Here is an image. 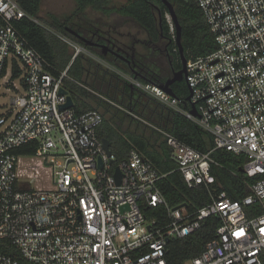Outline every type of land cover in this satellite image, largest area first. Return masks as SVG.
Instances as JSON below:
<instances>
[{"label": "built area", "instance_id": "2783aa9c", "mask_svg": "<svg viewBox=\"0 0 264 264\" xmlns=\"http://www.w3.org/2000/svg\"><path fill=\"white\" fill-rule=\"evenodd\" d=\"M197 1L217 49L188 59L187 107L163 84L112 69L212 134L214 148L203 152L161 130L189 187L216 181L215 149L244 155L245 174L259 176L242 199L214 189L212 202L191 211L186 204H168L158 169L137 149L119 162L107 152L98 135L104 121L100 110L62 108L64 80L75 79L68 68L56 74L15 22L29 17L49 26L19 0H0V83L6 78L7 91L14 92L0 114V239L9 240L25 259L0 252V264H169V241L189 236L211 215L222 225L204 251L184 264H264V0ZM54 33L73 58L90 54L108 64L69 36ZM15 63L23 71V92L15 86ZM30 142L37 143L35 154L14 152ZM42 170L50 186L34 184ZM142 203L165 205L171 222L158 227Z\"/></svg>", "mask_w": 264, "mask_h": 264}, {"label": "trees", "instance_id": "16d2710c", "mask_svg": "<svg viewBox=\"0 0 264 264\" xmlns=\"http://www.w3.org/2000/svg\"><path fill=\"white\" fill-rule=\"evenodd\" d=\"M76 1L80 10H84L90 5L94 9L105 13L116 11L119 14L131 17L148 32L153 41H158L162 35H168L173 39L170 45L173 55L172 68L149 72L144 75L145 80L164 84L173 75V69L181 68L182 62L178 46L174 40L176 32L175 29L172 30L171 23L167 21L169 11L162 0H127L121 4L114 3L113 1L115 0ZM169 1L174 5L182 25V44L187 58L206 55L216 50L217 44L214 35L205 20L198 1ZM19 2L28 14L38 18L41 22L48 25L50 29L29 17L16 21L15 26L27 38L29 43L54 66L56 74L65 70L70 64L73 54L69 51L68 44L54 33V31L65 33L59 18L51 15L52 22L49 23L42 17V0H19ZM158 9L162 11V22L159 20ZM90 50L91 52L93 51L92 49ZM102 56L106 58L104 55ZM83 57L82 54L77 56L68 69L69 76L79 82H82V79L77 74V69L80 66V59ZM85 61L91 63L92 68H96L98 72L105 75L107 82L113 79L111 72L103 68L99 63L87 58ZM81 66H86V63H83L82 60ZM22 72L19 64L15 63L13 78L21 77ZM127 84L121 78H116V85L119 91L129 96L132 100L130 105L114 99L121 106L119 108L115 107L117 113L124 119H106L104 116V121L98 129L99 137L102 139L107 138L111 142L110 147L117 158V162L125 159L131 149H137L158 169L161 175L158 186L171 207L186 204L191 211H194L212 202L214 189L225 190L232 199L237 200L242 199L251 192L250 185L256 182L259 176H247L243 171L247 157L236 155L226 149H215L212 152V156L218 162V164L212 165V173L216 181L210 185L201 184L189 187L182 172L178 169V163L172 157V150L168 146L161 130L171 132L179 139L203 152L214 148L215 143L212 134L205 131L185 115L160 102H157L160 108V117L158 119L151 118L149 113L143 111L144 109H142V112L139 111L137 109L138 104L142 105L144 98L152 96L136 87L132 91ZM64 87L69 90L74 100L73 109L77 113L97 108L88 101L83 87L75 81L65 79ZM172 87L176 96L182 100V105L187 107L185 102L189 95L187 82L185 80L175 82ZM97 89L101 91V88ZM102 94L106 93L102 92ZM127 116L132 119H126L128 118ZM132 126L141 130V133L133 130ZM36 148L37 143L30 142L14 149V152L31 155L35 154ZM141 207L147 218L156 219L158 227H163L171 222L165 205L148 206L146 203H142ZM222 223L223 221L219 216L211 215L204 219L200 228L189 236L172 238L167 245L169 264H184L186 260L199 256L204 251L207 242L215 237L217 229ZM0 252L13 255L25 261L19 249L9 240L0 239Z\"/></svg>", "mask_w": 264, "mask_h": 264}, {"label": "flooded vegetation", "instance_id": "af4514ba", "mask_svg": "<svg viewBox=\"0 0 264 264\" xmlns=\"http://www.w3.org/2000/svg\"><path fill=\"white\" fill-rule=\"evenodd\" d=\"M71 12L64 13L59 18L63 24L64 34L82 44L86 48L102 55L103 47L100 44L108 45V57L114 64L101 65L109 72L110 69L118 68L132 73V70L142 71V76L149 72L166 70L172 67L173 55L170 45L173 39L168 35H162L158 41H153L148 32L143 29L135 20L129 16L119 14L116 11L105 13L96 10L92 6H87L84 10L79 9L78 2ZM127 1V0H126ZM99 11L106 16L119 15L126 19V22H133L140 29L145 30L146 36L128 29L123 30L117 23H105L101 19H92L88 14V9ZM159 13V9H158ZM160 20V16H159ZM175 40V39H174ZM72 51V50H71ZM123 53L128 58L122 59L115 53ZM73 54V51L71 52Z\"/></svg>", "mask_w": 264, "mask_h": 264}, {"label": "crops", "instance_id": "0c3cea01", "mask_svg": "<svg viewBox=\"0 0 264 264\" xmlns=\"http://www.w3.org/2000/svg\"><path fill=\"white\" fill-rule=\"evenodd\" d=\"M88 50L91 52V50L89 48H88ZM92 54L95 56H98L99 58L100 57L103 58L109 64H112V63L114 64V61L110 60L106 56H105L106 58H104L101 54H99L95 51L94 52L92 51ZM82 55L84 57L80 59V66L77 69V74L80 75L82 82H79L77 79H75L73 77L72 78L75 79L76 83H78L80 86L83 87V89L85 91V97L88 99V101L91 104H93L95 107H97L98 110H100L104 114L106 119H124V118H122L121 115H119L117 113V110L115 107L119 108L121 106L114 99H118V100H120L126 104H130V105L132 104L131 98H129V96L124 95L123 92L119 91V88L116 85V78H121L124 81H126V80L121 75H119L118 73H116L112 69H110L111 70L110 72L112 74L113 79H111V81L107 82L105 80V75H103L101 72H98L96 70V68H92L91 63H88V61L87 62L85 61L87 58L88 60L91 59L95 63H100L99 60L90 54H82ZM74 59L75 58L72 57V60L70 61V64L67 67L68 69L71 66V64L73 63ZM81 60L83 61V63H86V66H84V67L81 66ZM101 64H103V63H101ZM171 68H169V69H171ZM126 82H128V81H126ZM97 88H99V89L101 88L100 89L101 91H99ZM128 88L131 89L130 87H128ZM66 90H68V89H66ZM102 92L106 93L108 96L106 94H102ZM68 93L70 94L69 90H68ZM143 101H144V103L142 105L140 103L138 104L137 109L141 112H142V109H144L143 111L149 113V116L151 118L158 119L160 117V115H159L160 108H159V104H157V102H159V101L153 96L146 98V99L144 98ZM126 119H132V118L128 117ZM131 128L133 130L137 131L138 133H141V130H138L134 126H132Z\"/></svg>", "mask_w": 264, "mask_h": 264}, {"label": "rangeland", "instance_id": "374dc122", "mask_svg": "<svg viewBox=\"0 0 264 264\" xmlns=\"http://www.w3.org/2000/svg\"><path fill=\"white\" fill-rule=\"evenodd\" d=\"M114 3H124L126 0H115ZM75 7L74 0H42V8H41V15L44 19H46L49 23H51V15L61 16L64 13L71 12V10ZM87 14L92 19H101L105 23H117L118 26H121L123 30L130 29L135 33H138L141 36H146V32L143 29L137 27L133 22H126V19L119 16H106L99 11H94L93 9H88ZM159 16V13H158ZM167 21L172 22L170 14H167ZM72 49L69 48V51ZM5 79H3L0 83V114L5 112L9 107L10 97L13 96L14 92L7 91L8 84L5 83ZM15 86L18 91L23 92L22 86V77L14 79ZM26 160V159H24ZM24 160L22 162H24ZM34 184L38 186H50L51 182L48 177L45 176L44 170H42V176H39L37 182Z\"/></svg>", "mask_w": 264, "mask_h": 264}, {"label": "water", "instance_id": "95a60500", "mask_svg": "<svg viewBox=\"0 0 264 264\" xmlns=\"http://www.w3.org/2000/svg\"><path fill=\"white\" fill-rule=\"evenodd\" d=\"M162 2L167 6L168 11H169L168 13L170 14V17H171V20H172V24L174 25V29H175V32H176L175 42H176V44L178 46L180 59H181V62H182V65H181L180 69H173V75L165 81V83L163 84V87L171 95H176L175 91L173 90L172 85L175 82L183 81V80L186 79L188 58H187V56L185 54L184 46L182 44V25H181V23H180V21L178 19L177 14H176L174 5L169 0H162ZM159 16H160V22H162V11L161 10H159ZM99 46L104 48L103 52H102V55L106 56L108 54V50H107L108 45L100 44ZM114 54H116L118 57H120L122 59H127L128 58L123 53H120V52L118 53L117 51H115ZM99 64H101V62ZM101 65L103 66V64H101ZM132 73L134 74L135 77L145 80V77L142 76V71L138 72L137 69L136 70L134 69V70H132ZM127 86L130 87L132 91L135 90V86L133 84L128 83ZM188 87H189V85H188ZM61 93L67 94V102L62 105V108L73 107L74 100H73L72 96L68 93V90H66L65 88H62L61 89ZM191 95H192V89L189 87V95L187 96L186 100H189L191 98ZM192 112L194 114H197V111H196L195 108L192 109ZM102 140H103V143H104V146H105L107 152L109 154H111L113 152L111 147H110L111 146V142L107 138H103ZM243 171H245V169H243ZM115 175H116V177H117V179L119 181L121 176H122V173H121V171H120V169L118 167L116 168Z\"/></svg>", "mask_w": 264, "mask_h": 264}]
</instances>
